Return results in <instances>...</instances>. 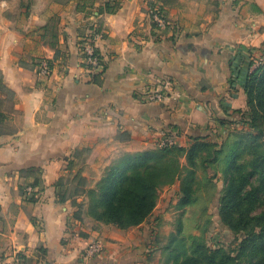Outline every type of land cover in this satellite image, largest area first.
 Instances as JSON below:
<instances>
[{
  "label": "crops",
  "instance_id": "1",
  "mask_svg": "<svg viewBox=\"0 0 264 264\" xmlns=\"http://www.w3.org/2000/svg\"><path fill=\"white\" fill-rule=\"evenodd\" d=\"M151 2L170 21L157 33L146 15ZM104 6L0 0V264L15 250L30 264H162L154 241L158 204L129 229L79 220L70 199L59 202L57 181L75 189L79 174L92 187L91 177L100 179L116 157L154 149L164 133L188 147L196 137L222 141L248 127L245 84L253 56L264 55V0H116L113 12ZM92 23L106 30L98 43L106 67L90 81L78 42ZM41 59L53 67L49 81L37 75ZM165 81L173 85L167 99L142 98ZM85 151L89 158L81 157ZM31 168L40 179L34 187V178L21 174ZM169 187L179 190V183ZM95 241L103 252L85 259Z\"/></svg>",
  "mask_w": 264,
  "mask_h": 264
},
{
  "label": "trees",
  "instance_id": "2",
  "mask_svg": "<svg viewBox=\"0 0 264 264\" xmlns=\"http://www.w3.org/2000/svg\"><path fill=\"white\" fill-rule=\"evenodd\" d=\"M115 6L116 0H109L103 11L113 12ZM263 62L250 72L245 84L248 106L245 122L250 131H230L221 143L196 137L188 147L157 146L123 153L106 167L92 187H87L86 179L78 174L75 179L79 187L70 196L68 189L57 191L59 202L70 199L76 208L75 218L81 220L84 204L76 197L84 196L86 214L94 221L129 229L149 220L163 187L179 183L178 208L193 204L201 184L197 171L207 172L213 167L225 183L218 199L221 222L232 232L243 234L237 254L224 247L211 248L201 236H185L179 223L177 232L161 248L162 257L165 256L163 264H238L242 258L248 264H264V211L257 212L264 196ZM71 165V162L65 165L63 172ZM21 174L34 178L33 187L40 182L33 168ZM64 180L60 177L56 186H64ZM31 201L36 200L32 197ZM27 263L30 264L28 260Z\"/></svg>",
  "mask_w": 264,
  "mask_h": 264
},
{
  "label": "rangeland",
  "instance_id": "3",
  "mask_svg": "<svg viewBox=\"0 0 264 264\" xmlns=\"http://www.w3.org/2000/svg\"><path fill=\"white\" fill-rule=\"evenodd\" d=\"M260 55L261 54L257 53V56H253L252 58L253 60H257L253 61L255 67L264 61V55ZM243 130L250 131L249 128ZM207 139L215 142H222L219 138L215 137H208ZM81 157L89 158V153L85 151L81 154ZM105 169L103 170L102 175L104 174ZM215 170L216 169L212 167L208 168L207 172L202 169L197 171L199 179L201 180V184H199L197 190V201L182 209H179L177 206L179 203V190H177L176 187H169L168 189L166 187L161 188V193L159 194L158 199L157 215H161L162 217L158 222L157 227L155 226L156 233L154 234V241L157 239V241L160 242V248L166 245L169 236L172 233H176L179 223H182V231L185 236H201L211 248L224 247L233 253V255L237 254L240 241L243 239V234L232 232L221 222L218 210V199L225 183L222 180V176L217 175ZM90 180L94 185L99 181V177L92 176ZM73 187L74 186L69 187L67 195H71V191L74 189ZM59 190L60 192H64V186H60ZM79 198L85 199L83 196ZM262 211H264V196H262L261 202L257 205V212L259 213ZM82 215L89 218L90 222H96L86 214V204L82 207ZM161 233L162 236H159ZM163 258H165V256L160 258L162 264ZM154 259H152V261ZM238 264L248 263L247 260L242 258Z\"/></svg>",
  "mask_w": 264,
  "mask_h": 264
},
{
  "label": "built area",
  "instance_id": "4",
  "mask_svg": "<svg viewBox=\"0 0 264 264\" xmlns=\"http://www.w3.org/2000/svg\"><path fill=\"white\" fill-rule=\"evenodd\" d=\"M104 4L109 0H102ZM146 15L148 17L152 32H159L170 26V21L165 13V10L157 2L149 3ZM106 30L98 23H92L86 32L80 37L78 42V51L81 58L80 67L84 75L91 80L95 76H101L105 71L106 64L98 51V43L104 39ZM136 42L142 40L133 36ZM37 75L45 81L51 80L53 76V67L47 59H41L37 63ZM172 83L170 81L161 82L155 86L148 88L142 92V98L146 101L161 102L169 97L172 93ZM158 147L177 146V136L164 133L159 140ZM26 192L34 196L32 186L26 187ZM104 248L101 242L95 241L88 245L82 253L85 259L93 258L100 255ZM5 264H28L27 257L20 251H12Z\"/></svg>",
  "mask_w": 264,
  "mask_h": 264
}]
</instances>
